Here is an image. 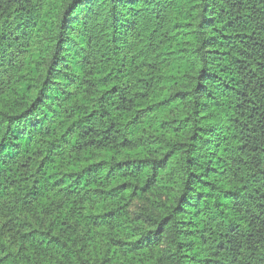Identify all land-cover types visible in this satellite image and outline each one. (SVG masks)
I'll list each match as a JSON object with an SVG mask.
<instances>
[{
  "label": "trees",
  "instance_id": "1",
  "mask_svg": "<svg viewBox=\"0 0 264 264\" xmlns=\"http://www.w3.org/2000/svg\"><path fill=\"white\" fill-rule=\"evenodd\" d=\"M0 264H264V0H0Z\"/></svg>",
  "mask_w": 264,
  "mask_h": 264
}]
</instances>
